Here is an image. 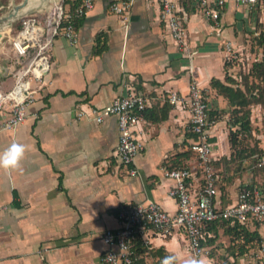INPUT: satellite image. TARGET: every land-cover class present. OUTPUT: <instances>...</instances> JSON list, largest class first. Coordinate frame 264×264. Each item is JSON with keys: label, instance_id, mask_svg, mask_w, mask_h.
Masks as SVG:
<instances>
[{"label": "crops", "instance_id": "1", "mask_svg": "<svg viewBox=\"0 0 264 264\" xmlns=\"http://www.w3.org/2000/svg\"><path fill=\"white\" fill-rule=\"evenodd\" d=\"M114 1L94 0L91 10L75 21L74 44L54 37L47 83L27 106L22 123L2 129L7 111L0 110V151L13 141L26 145L17 168H0V264H104L102 233L120 227L117 212L122 205L153 201L174 213L175 200L168 193L174 180L163 168L177 163L191 138L187 106L169 103L167 95H185L192 77L204 88L213 113L208 125L212 157H229L227 122L233 107L214 82L243 88L235 73L238 61L232 65L227 60L224 44L230 42L242 59L254 58L253 46L261 55L257 39L264 33V7L252 10L227 0L216 26L198 12L196 0H176L194 50L188 58L159 20L158 0H131L125 21L110 10ZM21 2L0 0V88L5 92L14 84L11 73L17 67L8 38L19 29L21 17L45 15L36 0L16 9ZM129 91L142 94L146 106L134 128L143 148L126 166L116 154V116L96 122L92 109L100 111ZM182 162L190 167L187 187L195 195L201 171L194 159ZM215 169L222 172L221 166ZM248 180L233 171L221 176L218 204L234 202ZM262 229L257 227L263 234ZM231 233L217 224L205 226L202 244L208 253L203 257L209 264L251 262L250 250L239 253L243 239ZM140 245L136 264H161L171 253L182 264L190 256L180 230L152 232L148 243Z\"/></svg>", "mask_w": 264, "mask_h": 264}, {"label": "built area", "instance_id": "2", "mask_svg": "<svg viewBox=\"0 0 264 264\" xmlns=\"http://www.w3.org/2000/svg\"><path fill=\"white\" fill-rule=\"evenodd\" d=\"M73 1V0H71ZM159 1V20L166 26L169 35L188 58L194 50L188 42L187 31L177 12L176 0ZM237 4L255 10L264 7V0H235ZM227 0H196L198 12L218 26L221 9ZM94 0H78L73 7L64 0H51L45 6L44 16H24L20 18V27L8 38L12 59L17 67L12 71L14 84L8 91L0 88V110H6L1 128L13 130L27 116V106L47 83L45 75L49 70V55L53 39L62 36L69 43L77 41L75 21L84 16L93 7ZM131 0H117L110 5V10L126 20V12ZM227 60L234 65L242 61V54L230 42L224 44ZM250 59V56L245 57ZM250 63V61H249ZM192 68L189 66V71ZM168 102L185 104L189 112V132L194 134L188 149L196 155L202 184L197 194H192L187 187V178L191 175L190 167L163 168L165 176L174 180L169 195L175 200L174 213L166 211L153 201L122 205L117 212L120 227L106 229L102 241L107 248L102 255L104 264H136L134 240L139 237L141 244L148 243V234H170L174 230L182 231L188 240L190 256L200 257L208 253L202 244L204 228L211 222L237 220L242 223L264 220V186H241L238 188L235 201L226 205L218 204L220 177L213 166L212 144L209 141L208 125L210 106L204 88L198 80L191 78L185 95L174 91L167 95ZM146 106L142 94L127 92L116 96L100 111L92 109L94 119L100 122L106 115L117 118L118 142L116 154L121 163L129 166L135 155L143 148L134 128ZM82 114V113H80ZM258 166L264 165V152ZM131 174L134 168H129ZM249 264H264V242L250 252Z\"/></svg>", "mask_w": 264, "mask_h": 264}, {"label": "trees", "instance_id": "3", "mask_svg": "<svg viewBox=\"0 0 264 264\" xmlns=\"http://www.w3.org/2000/svg\"><path fill=\"white\" fill-rule=\"evenodd\" d=\"M71 7L75 5L78 0H64ZM257 44L259 47H262V54L253 60L250 67V75L256 79V82L251 83L250 85L246 84L241 88L238 84L235 87L223 86L218 82L214 84L218 85L222 89L223 93L228 99V103L232 106L230 112V118L227 122L229 126L228 131V141L230 146V154L228 158H222L220 160L213 159V166H221L222 172H217L220 179L224 177L227 173L226 164L230 165L233 162L238 161V165L243 163L247 158L252 159L253 168H263L264 165L258 166L257 163L264 152L263 149H247L246 147H241V137L242 135H247L251 132V120H250V106L253 104L260 105L264 113V33L260 32L257 39ZM213 113L209 111V120L212 119ZM190 138H194V134L190 132ZM185 159H194L195 166L199 169V165L196 159L195 153L187 149L178 156L177 163L172 168L177 167H188L187 164H184L182 160ZM246 187L252 186H264V180L260 182H249L245 184ZM263 221V220H262ZM261 221H253L252 223H242L237 220H222L220 222H211L208 225H220L226 229L233 230L232 235L241 237L243 240L239 243V253L244 254L248 251H253L257 249L264 242V234L257 230L258 224ZM235 237L231 236V241H234ZM141 242L139 237H136L134 240L135 253L138 254L141 251Z\"/></svg>", "mask_w": 264, "mask_h": 264}, {"label": "rangeland", "instance_id": "4", "mask_svg": "<svg viewBox=\"0 0 264 264\" xmlns=\"http://www.w3.org/2000/svg\"><path fill=\"white\" fill-rule=\"evenodd\" d=\"M51 0H48L44 3V5L41 8L42 12H45V6L49 5ZM38 8V7H37ZM41 12V11H40ZM251 52L254 53V58H258L260 55L256 52V46L251 47ZM256 56V57H255ZM253 58V59H254ZM253 59H248V61L243 58L242 61H238L236 63V76L237 79L241 82V84L244 86L246 84L250 85L251 83L256 82V79H254L250 75V67L251 63L253 62ZM254 59V60H255ZM250 61V63H249ZM250 120H251V132L247 135H242L240 145L241 147H246L247 149H263L264 148V113L263 109L260 105L253 104L250 106ZM228 118H230V115H228ZM238 161L231 163L230 165L226 164L227 171H233V174L235 176H239L240 178L245 176L249 182H260L264 180V167L263 168H253L252 166V159L247 158L238 165ZM259 227L263 228L262 232L264 234V220L259 222Z\"/></svg>", "mask_w": 264, "mask_h": 264}, {"label": "clouds", "instance_id": "5", "mask_svg": "<svg viewBox=\"0 0 264 264\" xmlns=\"http://www.w3.org/2000/svg\"><path fill=\"white\" fill-rule=\"evenodd\" d=\"M26 151V145L13 141L5 149L0 151V168L15 169L19 166ZM178 256L175 253L168 254L161 259V264H176ZM182 264H209L206 257L187 256Z\"/></svg>", "mask_w": 264, "mask_h": 264}, {"label": "water", "instance_id": "6", "mask_svg": "<svg viewBox=\"0 0 264 264\" xmlns=\"http://www.w3.org/2000/svg\"><path fill=\"white\" fill-rule=\"evenodd\" d=\"M37 1V7L40 8L44 5V3L48 0H36ZM28 0H22L21 4L19 6H16V9L23 7L27 4ZM2 38V33L0 32V40Z\"/></svg>", "mask_w": 264, "mask_h": 264}]
</instances>
